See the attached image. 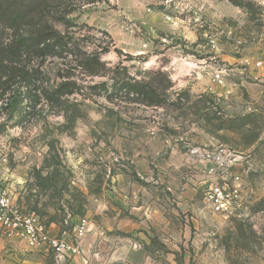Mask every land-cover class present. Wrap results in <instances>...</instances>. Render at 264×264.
I'll use <instances>...</instances> for the list:
<instances>
[{
	"label": "rangeland",
	"instance_id": "1",
	"mask_svg": "<svg viewBox=\"0 0 264 264\" xmlns=\"http://www.w3.org/2000/svg\"><path fill=\"white\" fill-rule=\"evenodd\" d=\"M0 176L92 264H264V0H0ZM0 264L63 262L0 230Z\"/></svg>",
	"mask_w": 264,
	"mask_h": 264
},
{
	"label": "built area",
	"instance_id": "2",
	"mask_svg": "<svg viewBox=\"0 0 264 264\" xmlns=\"http://www.w3.org/2000/svg\"><path fill=\"white\" fill-rule=\"evenodd\" d=\"M216 79L221 81V74ZM205 160L215 164H224L221 152L205 151ZM214 173L215 168L211 167ZM240 176H235L232 185L215 182L209 186L207 199L211 209L216 213L230 211L232 202L240 196ZM0 230L9 238L23 240L28 247L37 251H47L63 264H92L89 254L83 249L78 238L85 236L89 231L86 219L79 222L76 227L75 238L66 233L53 234L49 227L36 213H27L11 200L7 188L0 176Z\"/></svg>",
	"mask_w": 264,
	"mask_h": 264
},
{
	"label": "trees",
	"instance_id": "3",
	"mask_svg": "<svg viewBox=\"0 0 264 264\" xmlns=\"http://www.w3.org/2000/svg\"><path fill=\"white\" fill-rule=\"evenodd\" d=\"M12 6H13L12 9H14L15 4ZM1 16L5 17L7 20H9L11 24H16L19 22L21 14H20V12H14L13 10H10L8 8H6V9L4 8L3 10H1ZM42 40L48 41L47 38H44V39L42 38ZM41 43L42 42H40V41L37 43H34L33 40H31L30 38H26V37L25 38L24 37L19 38V44L31 47L32 49H38L40 52L45 53L46 47H49V44L41 46L42 45ZM125 87L127 88V85ZM128 87L132 88L134 91H136V89L134 88L135 87L134 84L128 85ZM133 90H131V91H133ZM152 92L155 93L154 91H152Z\"/></svg>",
	"mask_w": 264,
	"mask_h": 264
}]
</instances>
